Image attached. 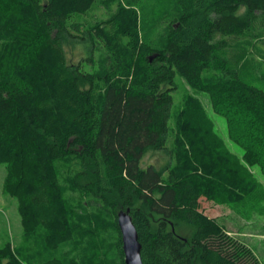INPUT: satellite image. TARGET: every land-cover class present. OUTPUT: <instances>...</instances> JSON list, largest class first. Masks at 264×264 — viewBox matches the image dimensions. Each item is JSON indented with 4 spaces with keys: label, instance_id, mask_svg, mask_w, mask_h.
Segmentation results:
<instances>
[{
    "label": "trees",
    "instance_id": "obj_1",
    "mask_svg": "<svg viewBox=\"0 0 264 264\" xmlns=\"http://www.w3.org/2000/svg\"><path fill=\"white\" fill-rule=\"evenodd\" d=\"M140 2L0 0L5 189L19 199L28 238L41 228L48 250L75 247L67 262L51 255L39 264H89L77 249L90 230L75 217L111 229L125 264L121 211H130L144 264H251L201 200L243 201L258 184L251 168L264 173V0H176L155 42L143 37ZM94 7L105 13L90 23ZM71 40L92 53L100 44L104 69H93L92 55L69 64ZM178 76L209 93L242 158L200 101L190 96L175 107ZM152 151L172 161L142 168ZM101 253L104 245L91 264L108 262ZM0 264L31 263L6 248Z\"/></svg>",
    "mask_w": 264,
    "mask_h": 264
},
{
    "label": "rangeland",
    "instance_id": "obj_2",
    "mask_svg": "<svg viewBox=\"0 0 264 264\" xmlns=\"http://www.w3.org/2000/svg\"><path fill=\"white\" fill-rule=\"evenodd\" d=\"M139 5L143 37L152 42L160 40L167 33V26L176 12V0H141ZM243 11L244 9H242ZM104 13L103 8L94 7L87 20L90 23L95 22L98 18H102ZM64 47L69 64L76 65L92 55L95 62L93 69H104L103 64L107 60V55L100 44L97 43L93 53L87 46L78 41H68ZM93 69L88 66V70L92 71ZM177 84L178 90L174 94L175 107H182L186 97L190 96L200 101L214 131L222 137L231 152L242 158L244 150L229 138L227 120L222 114L216 112L209 93L193 88L179 76L177 77ZM205 123L207 124L206 119ZM171 161V156L168 153L152 151L143 157L141 167L146 169L153 165L160 169ZM251 172L257 178L258 184L255 192L245 200L218 203L213 200L202 199L201 206L205 214L216 219L229 236L250 252L251 264H264V173L258 167L251 168ZM7 176L8 165L0 163V249L9 248L31 264H39L51 255L59 256L66 262L75 258V247L69 242L60 246L56 251L48 250L42 238H38V235H42L44 232L41 231V228L37 230V235L34 233L32 237L28 238L27 232L30 230L27 229L26 232L19 199L5 189ZM78 199L76 198L75 201ZM74 219L90 230L88 234L91 236H85L84 246L77 249L84 252L85 261L89 264L97 262L98 248L100 246L101 252L104 245L107 253L101 254L108 260L105 264H111L113 261L119 264L120 261L115 255V248L112 247L115 243L116 234L111 229L107 231L105 227H102L105 226L102 221L97 227L95 218L87 220V218L75 217ZM190 234L191 231H186L185 235L189 236Z\"/></svg>",
    "mask_w": 264,
    "mask_h": 264
},
{
    "label": "water",
    "instance_id": "obj_3",
    "mask_svg": "<svg viewBox=\"0 0 264 264\" xmlns=\"http://www.w3.org/2000/svg\"><path fill=\"white\" fill-rule=\"evenodd\" d=\"M118 225L122 234L125 264H144L142 259V244L138 230L130 215V211H121L118 215Z\"/></svg>",
    "mask_w": 264,
    "mask_h": 264
}]
</instances>
